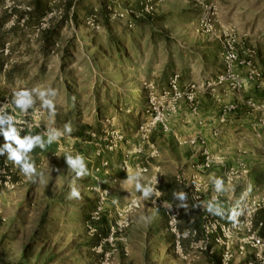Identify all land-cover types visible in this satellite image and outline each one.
I'll return each instance as SVG.
<instances>
[{
  "label": "rangeland",
  "instance_id": "rangeland-1",
  "mask_svg": "<svg viewBox=\"0 0 264 264\" xmlns=\"http://www.w3.org/2000/svg\"><path fill=\"white\" fill-rule=\"evenodd\" d=\"M44 1H49L46 12L57 13L51 28L68 20L50 55L42 51L46 31L26 23L21 27L35 11V0H4L0 9L10 15L6 31H25L22 44L4 40L10 44L11 63L6 73L0 69V168L7 165L14 185L12 190L0 187V264H205L174 256L166 216L146 199L150 174L139 172L149 168L144 151L154 144L152 135H169L161 125L146 131L152 119L150 85L162 92L157 82L165 79L170 64L180 69L191 59L199 64L201 47L216 43L202 35L201 9L186 0H103L113 9L107 21L99 0ZM209 2L219 12L225 9L229 18L222 25L237 32L241 55L248 57L249 42L256 48L254 62L264 68V0ZM131 17L136 26L130 27ZM110 34L121 41L122 56L110 50ZM223 71L224 64L215 77ZM251 83L241 92L223 85L216 93L200 94L221 109L220 121L227 107H235L225 116L227 123L242 104L243 112L251 114L249 101L264 106V77ZM197 102L200 109V98ZM177 114L170 119L171 130ZM250 126L213 133L222 137L223 147L217 153L211 149L210 155L224 161L225 173L236 172V200L246 189L252 197L264 196V117L251 119ZM184 173L179 170L174 180ZM256 176L262 178L259 184ZM174 180L167 181L168 192L175 193ZM105 192L109 196L103 200ZM136 198L142 199V209L122 228L119 213ZM259 216L264 221V213ZM150 219L158 227L150 230L144 254L139 236L147 232L143 223ZM133 221L142 226L134 228Z\"/></svg>",
  "mask_w": 264,
  "mask_h": 264
},
{
  "label": "built area",
  "instance_id": "built-area-1",
  "mask_svg": "<svg viewBox=\"0 0 264 264\" xmlns=\"http://www.w3.org/2000/svg\"><path fill=\"white\" fill-rule=\"evenodd\" d=\"M166 0H158L164 2ZM201 9V29L202 35L209 39L220 42L221 44V57L224 64V71L219 75L216 80L198 84L195 82L188 83L187 85L181 84V74L174 72L168 81V86L162 92L158 93L153 91L155 88L150 85V104L152 111L151 123L147 124V129L151 133L157 125H161L165 133H170V119L177 114L181 102H187L193 111L197 107V95L205 90L211 94L216 93L217 88L226 85L227 89L232 92H241L248 83L256 82L264 77V68L258 67L253 57L255 51H248V57L245 58L241 55L238 35L234 28L224 29L219 26V8L210 3L209 0H186ZM148 4L153 0H146ZM153 5H148L147 8L151 10ZM109 15L112 13V7L107 8ZM150 12L149 10H147ZM57 17L56 12H46L43 19L38 24L37 31L43 33L51 27L50 22ZM118 17L124 18L123 14ZM24 17L22 26L27 23ZM130 27H133L131 24ZM2 55L8 57L10 55V44H4ZM8 66L4 68V72ZM246 69L245 75L243 70ZM3 72V71H2ZM3 72V73H4ZM249 108L254 112L259 113L264 117V106H260L252 101L248 102ZM235 110V107H227L224 110L221 122H225V116ZM2 111L0 110V123L2 120ZM175 141L179 145H189L192 147H202L206 145L204 140L188 139L177 134H173ZM152 149L148 156L149 160L157 159L160 155L159 151L154 145H150ZM142 153V150H140ZM205 161L199 165L201 171H210L219 161L204 151ZM108 162L103 163L102 167L107 168ZM7 165L0 168V187L12 190L14 185L12 182L11 171L7 170ZM127 168V166H126ZM129 169V168H128ZM141 174H148L150 169L143 167L139 169ZM236 172L232 169L226 173L224 183L217 185L214 189L212 196H209V186L203 181L199 174L186 176L182 174L177 177V182L187 187L185 195L195 206L196 210L202 217L201 234L202 237L199 241L191 244L190 250L185 249V241L197 237L198 231L181 230L182 222V207L176 202H169L163 199L160 190L161 178L154 175L147 185L146 199L150 201L151 206L164 212L167 219V231L173 238L172 252L178 259L191 263L200 260L204 254L214 253L215 248L221 249L220 262L221 264H264V236L261 231L264 229V221H258L257 217L260 213H264V196L252 197L248 189L244 190L240 198L236 200L228 212L231 221L229 223L223 222L217 215L215 207L220 206L224 199V188L233 186L236 182ZM105 200L109 196V192L104 193ZM142 199L136 198L126 205L119 213L123 219V227H129V216L142 209ZM242 260V261H240Z\"/></svg>",
  "mask_w": 264,
  "mask_h": 264
},
{
  "label": "crops",
  "instance_id": "crops-1",
  "mask_svg": "<svg viewBox=\"0 0 264 264\" xmlns=\"http://www.w3.org/2000/svg\"><path fill=\"white\" fill-rule=\"evenodd\" d=\"M3 5L4 0H0V9ZM220 9L221 11L218 19L219 26L221 28L228 29L230 27L223 26L222 22L226 21L229 16L227 15L223 7H221ZM236 14H239L238 11ZM31 18L32 19L29 23V26L33 27L37 24L38 17L32 15ZM233 18L234 17L231 16L230 19ZM9 20L10 15L7 12L3 11L0 13V67L2 66L1 69H4L6 66L9 65V63H11L10 58L3 56L1 53L4 47V40L10 37L12 39H15L19 44H22L25 38V35H23L25 34V31H21L20 29L6 31V26ZM246 45L247 49L249 50H246V48H244V50H246L247 52L250 51V48H252V51H256L255 46H251L249 42ZM200 50H202L203 55L199 57V64L197 61L193 62L192 59L184 65L182 63V69H180L178 65L174 66L170 64V70L166 72L165 79L163 81H156L159 85L158 89L162 88L159 89L162 91L166 89L169 78L176 71L180 72L182 75V85H186L195 81L203 83V81L217 78L215 76L218 75L223 68L220 42H216L214 45H207V47H201ZM244 72L246 73V69L243 70V73ZM4 73H6V71ZM162 84L163 86H160ZM251 84H254V82ZM199 98L201 100V108L197 109L196 111H193L192 109L188 108L189 104L187 102H183L181 104V107H179V112L177 114L178 116L171 121L172 130L169 135L165 134L163 135V138L158 137L157 131L152 135V142L154 143L153 145L157 150H159L160 155L157 159H152L149 160L150 163L148 162L150 169V177L152 178L154 175H158L161 178L160 190L162 192L163 199L169 202H176L182 207L181 230L183 232L193 230L198 231L197 237H192L185 241V249L187 251L190 250L191 244L193 242L199 241L202 237L200 231L202 225V217L200 213L196 210L195 206L190 201V199L185 195L187 187H185V185L182 187L179 186L181 184L174 180V178H176L178 171L182 170L183 168L185 170L184 174L188 177L194 174H199L202 176L203 181L209 186V196H212L214 193V189L217 187V185L224 183L226 176L225 172L228 168V166H226L223 160L219 161V163H217L218 165H215L210 171H201L199 168V165L203 164L205 161L204 151L212 154L213 151L216 152L215 150H220V148L223 147L222 137L220 136L219 138H216L215 134L213 133L217 130H220L221 134L224 130L229 133L239 132L243 128L249 130L248 128L251 127V119L255 120L257 116H260L259 113H256L254 111L253 114H251L252 112H243V108H245L246 106L242 104V101L244 99H242L241 97L238 98V100H240L238 101V104H242V107H240L236 112L232 113L227 123L223 124L220 121L221 109L219 110L217 107L215 109L216 105H214L212 101L211 103L209 100H207L206 96H204L203 93H198L197 99ZM233 102L236 103L234 99ZM250 111L252 110L250 109ZM173 134H177L188 139L204 140L206 142V145L204 146V148L192 147L189 145L181 146L175 141ZM151 151L152 149L148 147L144 151V154L149 155ZM219 154L221 153L219 152ZM232 161L235 162V160ZM139 166L140 165H138V167ZM256 172H259L258 169L256 170ZM107 173H110L109 170H107ZM169 179L174 180V183H176L175 193L167 191L166 186L167 181ZM235 191V186L225 187V197L221 205L215 207L218 217L225 223H229L231 221L228 212L230 211L232 204L236 201V198L234 196ZM193 208L195 209L196 214L192 212ZM259 218L260 216L258 215V221H260ZM136 225L138 227L142 226L140 222L133 221L134 228L136 227ZM143 226H146L147 232L143 234V237L139 236L140 241L138 243L140 245V248L142 249V252L144 250V254H146L148 252L147 246L151 244L148 242L150 230L152 229L153 232H155L156 227H158V223L153 222V220L150 219L147 220L146 223H143ZM261 235L264 236V229L261 231ZM170 238L173 244V238L171 237V235ZM220 256L221 249L216 247L214 253L204 254L200 261L205 264H215V260H220Z\"/></svg>",
  "mask_w": 264,
  "mask_h": 264
},
{
  "label": "trees",
  "instance_id": "trees-1",
  "mask_svg": "<svg viewBox=\"0 0 264 264\" xmlns=\"http://www.w3.org/2000/svg\"><path fill=\"white\" fill-rule=\"evenodd\" d=\"M100 2H101V7H102V13L105 15V18H106V20L107 21H109V19H110V17H109V12H108V10H107V7H106V4H105V1H103V0H99ZM48 3H49V1H44V0H35V2H34V4L33 5H35L34 7H35V11L33 12V13H31L30 14V17H29V21H28V23H26V25L28 24L29 25V23H30V21H31V16L32 15H35L36 17H38V22H37V24L36 25H38L39 24V22L43 19V17L45 16V14H46V10H47V6H48ZM132 18V20H131V24H134L135 26L137 25V19H136V17H131ZM65 21H68L67 20V18H65L64 19V21H61L60 23H58V25H56V26H53V28H51V29H49L48 31H46L45 33H44V35H43V52L45 53V54H47V55H50V53H52V52H54V49H55V47H56V45H57V41L60 39V32H61V29H62V26L64 25V23H65ZM108 29H110V27H108ZM129 34H130V32L129 31H126L125 32V36H126V38H128L129 37ZM112 34H110V37H109V39H110V41H109V43H110V50L112 51V52H115L116 53V55H118V56H122V54L121 53H119L118 51L119 50H122L121 49V47H120V43H121V41H119V40H114L113 38H112ZM20 40H22V39H20ZM98 52H99V54H101L102 56L104 55V53H103V51H102V49L100 48V49H98ZM128 56V55H127ZM2 68V66L0 67V69ZM261 180H262V178L261 177H259V176H256V177H254V182H255V184H259L260 182H261ZM87 212H89L88 210H87ZM86 219H87V221L88 222H90L91 221V219H90V214H88V216L86 217ZM42 223H44V220H43V222ZM29 251H30V247H27L26 248V250H25V255H24V258H25V260H27V259H29L28 257H26V255L27 254H29Z\"/></svg>",
  "mask_w": 264,
  "mask_h": 264
},
{
  "label": "clouds",
  "instance_id": "clouds-1",
  "mask_svg": "<svg viewBox=\"0 0 264 264\" xmlns=\"http://www.w3.org/2000/svg\"><path fill=\"white\" fill-rule=\"evenodd\" d=\"M17 159H18V157H17ZM74 195H75V193H74Z\"/></svg>",
  "mask_w": 264,
  "mask_h": 264
}]
</instances>
